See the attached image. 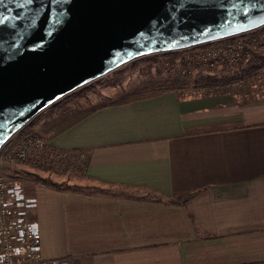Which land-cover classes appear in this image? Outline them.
I'll list each match as a JSON object with an SVG mask.
<instances>
[{"label":"crops","instance_id":"1","mask_svg":"<svg viewBox=\"0 0 264 264\" xmlns=\"http://www.w3.org/2000/svg\"><path fill=\"white\" fill-rule=\"evenodd\" d=\"M47 132L56 148L88 159L83 171L58 176L65 184L35 181L27 191L43 258L264 264V98L166 91L54 116Z\"/></svg>","mask_w":264,"mask_h":264},{"label":"water","instance_id":"2","mask_svg":"<svg viewBox=\"0 0 264 264\" xmlns=\"http://www.w3.org/2000/svg\"><path fill=\"white\" fill-rule=\"evenodd\" d=\"M264 25V0H0V149L41 112L146 55Z\"/></svg>","mask_w":264,"mask_h":264},{"label":"rangeland","instance_id":"3","mask_svg":"<svg viewBox=\"0 0 264 264\" xmlns=\"http://www.w3.org/2000/svg\"><path fill=\"white\" fill-rule=\"evenodd\" d=\"M188 54L189 52H186L176 59L166 58L164 55H159L158 58L153 56L154 62L142 60V57L137 58L136 61L133 60L135 62L131 61L64 96L63 99L61 98L62 100L60 99L61 102L55 106L56 108H47L48 110H44L32 119V122L28 123L29 126H26L29 131L25 129L24 132H34L48 139L47 130L54 116L77 118L102 105L141 98L170 88L165 85L174 87V91L178 92L181 97L226 96L233 97L235 101L241 103L264 98V67L251 70L247 65H233L228 62L216 64L214 67H205L198 72H190L189 68L192 67L193 62H187ZM203 75L220 76L222 86L217 88L198 86L193 82ZM18 136L20 135L14 136L13 141ZM84 167V163H78L69 168L66 173L59 174L54 170L49 171L45 167H37L29 162L6 163L3 166L0 165V172L15 175L24 190L28 191L35 181H44L54 185L65 184L66 182L63 183L57 179L58 176L63 177L73 171L81 172ZM41 169H44L45 172H41ZM99 189L110 194L119 192H125L127 195L142 194L107 186ZM146 197L153 200L161 199L152 193H148Z\"/></svg>","mask_w":264,"mask_h":264},{"label":"built area","instance_id":"4","mask_svg":"<svg viewBox=\"0 0 264 264\" xmlns=\"http://www.w3.org/2000/svg\"><path fill=\"white\" fill-rule=\"evenodd\" d=\"M193 47L195 50L186 58L188 63L193 62L190 72L219 63L249 65L264 56V25ZM17 133L0 149L1 166L29 162L64 174L75 164H86L88 156L83 150L56 148L34 132L13 141ZM35 209L34 195L24 190L18 178L0 172V264H59L58 259H45L41 254L40 223Z\"/></svg>","mask_w":264,"mask_h":264},{"label":"trees","instance_id":"5","mask_svg":"<svg viewBox=\"0 0 264 264\" xmlns=\"http://www.w3.org/2000/svg\"><path fill=\"white\" fill-rule=\"evenodd\" d=\"M250 33H253V32H249V33H247V34H250ZM247 34H243V35H247ZM195 49H194V47H190V48H187V49H184V50H175V51H167V52H162V53H156V54H151V55H146V56H144V57H142V60H145V61H150V62H154L155 60L153 59V56L154 57H157V56H159V55H164V57H168V58H174V59H176V58H178V57H180V56H182L184 53H186V52H189V53H192L193 51H194ZM158 58V57H157ZM136 61V60H135ZM135 61H133V62H135ZM251 64V65H250ZM249 65H247V67L249 66V68L251 69V70H258V69H261V68H263L264 67V56H258V58L257 59H255V61L254 62H251ZM247 69V68H246ZM241 79V78H240ZM221 81H222V79L220 78V76H218V75H203V76H201V77H199L198 79H196V80H194L193 82L195 83V84H197L198 86H206V87H213V88H217V87H220V86H222V84H221ZM166 87H170V88H166V89H164V90H161L160 92H158V93H156V94H151V95H148V96H155V95H158V94H161V93H163V92H166V91H174V87L173 88H171L172 86H169V85H165ZM144 97H147V96H144ZM142 98V97H141ZM63 99V98H62ZM61 99V100H62ZM61 100H59L58 102H56V103H54V104H52L50 107H48V109L49 108H51V107H55V106H57L60 102H61ZM116 103V102H115ZM111 104H113V103H111ZM102 106H104V105H102ZM102 106H99V107H102ZM99 107H97V108H99ZM56 108V107H55ZM54 108V109H55ZM97 108H94V109H92V111H94L95 109H97ZM47 109V110H48ZM32 122V121H31ZM30 123V122H29ZM28 125V124H27ZM26 125V126H27ZM26 126H24L20 131H18V134L20 135V136H18L17 138H22L23 136H25V135H27V133L28 132H24L25 131V129H27V127ZM29 126V125H28ZM28 130V129H27ZM29 131V130H28ZM17 134V135H18ZM29 134V133H28Z\"/></svg>","mask_w":264,"mask_h":264}]
</instances>
